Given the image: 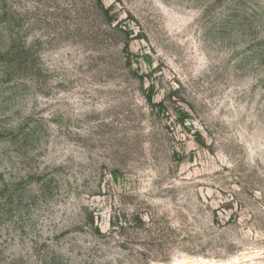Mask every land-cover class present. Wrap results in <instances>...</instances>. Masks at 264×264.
<instances>
[{
    "label": "rangeland",
    "instance_id": "1",
    "mask_svg": "<svg viewBox=\"0 0 264 264\" xmlns=\"http://www.w3.org/2000/svg\"><path fill=\"white\" fill-rule=\"evenodd\" d=\"M0 264H264V0H0Z\"/></svg>",
    "mask_w": 264,
    "mask_h": 264
}]
</instances>
